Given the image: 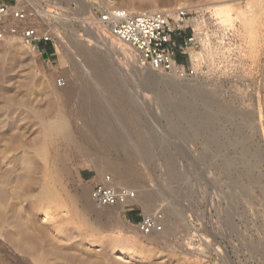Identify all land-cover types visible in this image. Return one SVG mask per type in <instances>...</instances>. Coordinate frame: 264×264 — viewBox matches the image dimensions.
Masks as SVG:
<instances>
[{"label": "rangeland", "instance_id": "rangeland-1", "mask_svg": "<svg viewBox=\"0 0 264 264\" xmlns=\"http://www.w3.org/2000/svg\"><path fill=\"white\" fill-rule=\"evenodd\" d=\"M25 4L33 16L19 23L20 28L32 25L40 32L50 31L54 54L47 59L25 45L19 32L9 30L11 22L0 26V264H264V0L252 5L247 0H25ZM98 5L130 13L201 10L207 47L202 45L187 58L179 56L186 64L195 63L197 74L181 78L154 70L131 49H114L86 35V30H99L84 18ZM102 35L117 40L107 31ZM80 44L106 60V68L99 72L103 76L109 70L110 79L106 75L100 77L105 81L95 79L94 67L86 65L76 49ZM78 75L91 80L87 84L101 98L117 87L112 107L100 102L102 112L113 117L107 129L128 137L130 145L138 137L147 139L153 158L105 150L104 142L96 138L99 120L83 117L75 104L61 99L63 88L73 87ZM220 107H226L230 116ZM174 108L195 113L191 119L197 121L191 124L197 130L177 124L170 116ZM123 112L130 117L122 118ZM208 112L215 115L212 125ZM62 113L66 129L73 133L72 143L71 137L49 133L43 124ZM243 116L249 124L245 128ZM238 129L253 150L263 153L255 170L262 176L258 184L249 181V173L239 171L234 172L236 185L234 176L224 171L230 163H214L220 152L229 155L233 166L241 163L240 150L229 144L238 139ZM210 141L215 142L211 148L206 145ZM91 151L106 163H125L134 172L126 178L96 168ZM168 161H174L176 181L170 182L163 168ZM87 171L92 177L85 176ZM105 174L137 194L150 192L149 205L139 197L131 208H102L103 216L88 210L99 209L91 189L94 179ZM46 180L55 191L49 202L39 199ZM24 192L28 197H22ZM158 209L164 219L162 230L142 232L138 221Z\"/></svg>", "mask_w": 264, "mask_h": 264}, {"label": "built area", "instance_id": "built-area-1", "mask_svg": "<svg viewBox=\"0 0 264 264\" xmlns=\"http://www.w3.org/2000/svg\"><path fill=\"white\" fill-rule=\"evenodd\" d=\"M32 12L25 0H0V26L11 22L9 30L19 32L23 43L41 54L40 43L52 45L50 31L40 32L32 25L19 26V23L33 16ZM202 18L201 10L192 11L187 7L172 11L142 10L130 13L123 8L98 5L87 15L85 22L107 31L127 45L143 64H148L152 69L188 78L196 75L198 68L191 60L186 64L184 58L183 62H179L178 58H187L206 44L203 25L200 24ZM58 83L62 85L63 79ZM93 182L91 198L98 205H124V208H131L136 203L137 192L125 185H117L110 174ZM162 220V211L158 209L151 215L143 216L137 226L144 233L158 232L162 230Z\"/></svg>", "mask_w": 264, "mask_h": 264}, {"label": "bare ground", "instance_id": "bare-ground-1", "mask_svg": "<svg viewBox=\"0 0 264 264\" xmlns=\"http://www.w3.org/2000/svg\"><path fill=\"white\" fill-rule=\"evenodd\" d=\"M250 2L251 1V5H252V1L253 2H256V1H258V0H247V2ZM250 3H248V5H249ZM260 4V3H259ZM82 5V4H81ZM87 5V4H86ZM262 5V4H261ZM247 6V5H246ZM255 6V5H254ZM81 9V8H80ZM130 9H137V8H135L133 5H131V8ZM138 12H139V10H137ZM84 18H86V17H84ZM84 18H82V21L84 20ZM92 29V28H91ZM91 30H86V35H90V36H92V37H95V39L97 40V39H100V40H102L103 41V43H105V44H107V45H109V46H111L112 48H114V49H118V48H120V49H123V50H128V51H131V50H129L130 48H127L126 46H124V43H122L121 41H117V40H115L114 38H112V37H110L109 35H107V36H104V35H102V31L103 30H97V29H95V31H97V32H93L94 31V29H93V31L92 32H90ZM99 32V33H98ZM90 39V38H89ZM66 41V40H65ZM67 42V41H66ZM96 42H98V41H96ZM68 43V42H67ZM102 43V42H101ZM99 44V43H98ZM68 45H69V43H68ZM72 47V46H71ZM78 48H76L77 49V51H78V53L83 57V59L85 60V62L87 63H85L86 65H90L91 67H94L93 69H91V70H95L94 71V73H95V76H96V80H98L100 77H102L103 78V76H107V77H105V79L106 80H108L107 78H109L108 76L110 75V72H109V75H107V73H108V71L109 70H107V73L106 74H104L103 76L101 75V71L100 70H103V68H106V60L103 58V57H99L98 56V54L96 53V51L93 49V48H90L89 46H81V44H80V46H77ZM207 46L205 45V48H206ZM72 49V48H71ZM90 69V68H89ZM86 70V69H85ZM100 71V72H99ZM103 72L104 71H102V74H103ZM165 73H167V72H165ZM171 74V73H170ZM172 75H175V74H172ZM80 75H78V77H79ZM111 76V75H110ZM77 77V80L75 81L76 82V84L73 86V87H66V88H63L64 89V94L63 93H60V96H61V94H62V100H63V103L64 104H69V105H74L75 104V106H76V110H78L79 111V113L81 114V115H83V117H89L90 116V118H92L93 119V121L95 120V119H98L99 121H98V128L96 129V138H98V140H100V141H102V143L104 142V145H105V150H109V151H113V150H116L117 152L116 153H120V154H124V155H126V154H139V155H141L142 157H144V159H147L148 160V158H150V157H152L153 158V151H152V147H151V145H150V142L147 140V139H143L142 137L141 138H139L138 137V140L136 139V140H134L135 141V143H134V145H130L129 143H131V142H128V137L126 138V137H124V135L122 136V135H120L119 133L117 134V132L114 134L113 132H111V130L109 131L107 128L109 127L108 125V122H109V120H111V117L110 116H108L109 114H106L105 112H102L103 110H101V103L100 102H104V103H106V106H108L107 108H110V107H112L111 105H112V103H114L115 101H114V99L117 97V93L115 92L116 90L118 91V89H117V87L115 88V87H111L112 86V84H113V82L111 83L110 82V84H111V86H109V87H111V89L110 90H112L110 93H108L109 91V89H106L107 90V93H108V95H107V97H105V98H103V96H102V98H101V96H100V94L101 93H99V92H96L97 90H95L94 88V90L91 88L90 89V87H92V86H90L89 87V84H87V82H89V81H91V80H88L87 82H86V80L84 79V78H82V76L81 77H79L78 78ZM85 77V76H84ZM112 77V76H111ZM76 79V78H75ZM87 79V78H86ZM105 79H101L100 78V80H102V81H105ZM110 79V78H109ZM112 80H113V78H111ZM93 80V79H92ZM114 80H116V78H114ZM68 81V80H67ZM111 81V80H110ZM73 82V81H72ZM107 82V81H106ZM65 83V82H64ZM108 84V83H107ZM114 85V84H113ZM65 86V85H64ZM117 86V85H116ZM105 88V87H104ZM107 88V87H106ZM102 90V89H101ZM104 90V89H103ZM119 92V91H118ZM99 93V94H98ZM127 95V94H126ZM121 97V96H120ZM198 97V96H197ZM196 97V98H197ZM118 98H119V96H118ZM117 99V98H116ZM164 99H166V98H164ZM120 100V99H119ZM119 100H117V101H119ZM121 100H123V98L121 99ZM125 100V99H124ZM211 101V100H210ZM209 101V102H210ZM102 102V103H103ZM122 102V101H121ZM214 101H212V103H213ZM129 104V103H128ZM209 104V103H208ZM114 105V104H113ZM123 105V104H122ZM211 105V104H210ZM105 106V107H106ZM174 106V105H173ZM213 106V105H212ZM211 106V107H212ZM74 107V106H73ZM123 107V106H122ZM208 107H209V105H208ZM207 107V108H208ZM128 108V107H127ZM138 108V107H137ZM210 108V107H209ZM220 110H222V112L225 114V115H229L230 116V112L226 109V107H220L219 108ZM108 110V109H107ZM210 110V112H211V109H209ZM208 110V111H209ZM77 111V112H78ZM111 111V110H110ZM117 111V110H116ZM123 111H124V109H123ZM75 112V111H74ZM127 112V111H126ZM125 112V113H126ZM103 113H105V114H103ZM109 113V112H108ZM113 113V112H112ZM124 112L123 113H121V117L122 118H125V119H127V118H129L128 117V114H125ZM206 113L207 112H205V115H206ZM209 113V112H208ZM58 115H60V114H57V116ZM127 115V116H126ZM138 115V114H137ZM197 115V114H196ZM204 115V114H203ZM203 115H202V117H203ZM232 115V114H231ZM51 117V118H48V120H46V121H44V119H42V121H44V126H45V129H47L48 130V132L49 133H51V132H56V134H61V137H64V138H66V139H68V138H70L71 137V134H73V133H71V132H68V130L66 129V119H65V115L62 113L61 114V116H58V117H60V118H58V117ZM114 117L116 118V116L114 115ZM205 117V116H204ZM81 118V117H80ZM113 118V117H112ZM206 118H207V121L209 122V123H211V125H212V122L214 121V119H215V115H211V113H209V114H207V116H206ZM74 119V118H73ZM83 119V118H82ZM202 119V118H201ZM217 119V118H216ZM237 119V118H236ZM246 119V118H245ZM245 119H244V116L240 119V120H243L242 122H244V124H241V125H243L244 126V128H245V126H247V125H249L248 124V122L246 123L245 122ZM130 120H132V119H130ZM203 120V119H202ZM87 121V120H86ZM97 121V120H96ZM197 121V120H196ZM238 121V120H237ZM201 122V121H200ZM199 122V123H200ZM214 122H216V121H214ZM241 122V123H242ZM90 123V122H89ZM110 123V122H109ZM207 123V122H206ZM235 123V122H234ZM192 125V124H191ZM196 126V125H195ZM236 126V125H235ZM139 127V126H138ZM240 127H242V126H240ZM243 128V129H244ZM90 129V128H89ZM218 129V128H217ZM241 130H242V128H240ZM240 129H238L239 131V137H238V139H236V140H234L233 138L232 139H230L229 140V144H230V146L231 145H235L237 148H238V150H240L239 152H241V163L240 164H238V165H236V166H233L231 163V158L229 157V155L228 154H220V153H217V155H214V157H216L215 158V162L214 163H216V160H218V161H221V162H223V163H225V164H228V163H230V168L229 167H225V169H224V171L227 173V174H229V176H234V172L235 173H237V172H239V171H241V172H245V173H249V181L250 182H252L253 184H258L259 182H260V178H262V176L261 175H259L258 176V174L256 175V173H255V170L256 169H258L259 167H260V164H261V161H262V152H260L259 150H253V148H252V146H251V144H249L248 143V141L246 140L247 139V137H244L241 133L242 132H240L241 130ZM67 130V131H66ZM243 131V130H242ZM47 132V131H46ZM237 134V135H238ZM139 136V135H138ZM145 136V135H144ZM246 136V135H245ZM100 137V138H99ZM237 138V137H236ZM74 139V138H73ZM229 139V138H228ZM70 140V139H69ZM75 140V139H74ZM214 140V139H213ZM67 141V140H66ZM132 141V140H131ZM213 142L214 141H210V143H208V144H206L207 145V147H209V148H211V147H213ZM215 142H217L216 140H215ZM214 142V143H215ZM71 143H72V137H71ZM21 144V143H20ZM64 144V143H63ZM75 144H77V143H75ZM74 144V145H75ZM100 144V143H99ZM139 144L142 146V150H141V148L139 149ZM228 144V143H227ZM18 145V144H17ZM70 145V144H69ZM73 145V147H75ZM206 145H205V147H206ZM217 144H215V146H216ZM226 145V144H225ZM79 146V145H78ZM78 146L77 147H75V148H78ZM137 146V147H136ZM72 147V146H71ZM101 147V146H100ZM217 147V146H216ZM232 147V146H231ZM68 148V147H67ZM219 148V147H218ZM40 150V149H39ZM206 150V149H205ZM209 150V149H208ZM215 151V150H214ZM210 152V151H209ZM89 153V152H88ZM99 153V152H98ZM95 154V153H94ZM214 154V153H213ZM90 155H92V151L90 152ZM138 155V156H139ZM140 156V157H141ZM209 158H211V159H214L213 158V156L211 157V156H208ZM208 157H206V158H208ZM104 158V157H103ZM103 158H101V157H99V155H92V159H93V162H94V164H95V166H96V168H99V169H107L108 171H110V172H113L114 174H117V175H123V176H125L126 178L128 177H130V175H131V173H133L134 172V170H132L128 165H126L125 163L123 164V163H116V162H111V163H106V162H104V160H103ZM106 160V159H105ZM171 160V159H170ZM208 160V159H207ZM250 160H254L253 162H251ZM239 161H240V159H239ZM165 162V161H164ZM174 162V161H173ZM172 161H168L167 163V165H165V164H163V165H165V167H163L164 168V170H165V172H166V174H167V176H168V178H169V181L170 182H172L173 180L174 181H176L175 180V178H177V176H179L178 175V172L176 171V169H175V166H174V163H173ZM175 162H176V160H175ZM218 163V162H217ZM52 164V163H51ZM121 164V165H120ZM29 165V164H28ZM32 165V164H31ZM46 166V165H45ZM55 166V165H54ZM233 166V167H232ZM257 166H259L258 168H257ZM51 167V166H50ZM49 168V167H48ZM53 168H55V167H53ZM57 168H59V167H57ZM179 168V167H178ZM51 169V168H50ZM34 170V169H33ZM52 170V169H51ZM62 170V169H61ZM49 171V170H48ZM53 172V174L55 173L54 171H52ZM51 172V173H52ZM224 172V173H225ZM35 173V172H34ZM57 173V172H56ZM136 173V172H135ZM134 173V174H135ZM240 173V172H239ZM255 173V174H254ZM48 175L49 176H52V174H50V172H48ZM55 175V174H54ZM134 176V175H133ZM242 176V175H241ZM56 177V176H55ZM50 179H51V177H49ZM113 178V177H112ZM131 178H133V177H131ZM48 180V179H47ZM47 180L45 181L46 183H43L42 182V184H44V185H41L40 187H41V189H40V195L37 193L36 195H37V197H38V195H39V199H41L42 201H48L49 202V200H51L52 198L53 199H55V197H53V193H55V191H54V189L52 190V188L53 187H51V185H50V182H47ZM177 180H178V178H177ZM238 178H236L235 176H234V182H235V184L237 185V183H239L238 181ZM113 181L117 184V185H121V183H118L117 181H115L114 180V178H113ZM126 186V185H125ZM30 191V190H29ZM54 191V192H53ZM30 193V192H29ZM32 193V192H31ZM150 193V192H149ZM149 193L148 192H144V193H142V192H140V193H138L137 194V196H136V200H137V202L140 200L139 199V197L140 198H142V201L144 200V205L146 206L148 203H149V197H150V195H149ZM178 193V192H177ZM22 195V197L25 195V192H24V194H21ZM29 195H31V194H29ZM33 196L35 195V194H32ZM26 197H28V195H25ZM55 196V195H54ZM26 197L24 198V200H26ZM30 199H31V197H29ZM28 198V199H29ZM34 198V197H33ZM35 198H36V196H35ZM151 198V197H150ZM33 200V199H32ZM31 200V201H32ZM35 200V199H34ZM38 200V199H37ZM36 200V201H37ZM41 200H40V202H41ZM32 202H34V201H32ZM136 202V203H137ZM141 203V202H140ZM146 203V204H145ZM143 204V203H142ZM35 205V204H34ZM149 205V204H148ZM121 206V210H122V208H124V205H120ZM105 207H108V206H103V205H100L99 206V209H92V208H88V210L90 209V211H92V212H94V213H96L97 215H99V216H103V215H106L101 209L102 208H105ZM111 207H113V206H111ZM115 207V206H114ZM109 209V208H108ZM168 212V211H167ZM113 214V213H112ZM175 213H174V211H169V218H173V215H174ZM148 215H151V214H148ZM165 215V214H164ZM168 216H167V218H168ZM109 220V219H108ZM115 220V219H114ZM164 220V219H163ZM170 220V219H169ZM171 221V220H170ZM166 224V223H165ZM113 226V225H112ZM111 227V226H110ZM170 227V226H169ZM159 235V234H158ZM157 235V236H158ZM161 237H162V235H161ZM151 239V238H150ZM132 240V239H131ZM136 241H138V240H136ZM127 249V248H126ZM130 250V249H129ZM128 251V250H127Z\"/></svg>", "mask_w": 264, "mask_h": 264}, {"label": "water", "instance_id": "water-1", "mask_svg": "<svg viewBox=\"0 0 264 264\" xmlns=\"http://www.w3.org/2000/svg\"><path fill=\"white\" fill-rule=\"evenodd\" d=\"M173 114L170 115L174 118L175 122H177V124L179 125H185V126H189V128L191 130H197L196 127L192 126L191 123L196 121L194 119H191V114L195 115V113H190L189 111L185 110V109H173Z\"/></svg>", "mask_w": 264, "mask_h": 264}, {"label": "crops", "instance_id": "crops-1", "mask_svg": "<svg viewBox=\"0 0 264 264\" xmlns=\"http://www.w3.org/2000/svg\"><path fill=\"white\" fill-rule=\"evenodd\" d=\"M46 44L50 45L51 48L50 49H46L45 48ZM39 48L41 49L42 56H44L47 59L50 58L54 54V47L50 43H40L39 44ZM85 176L87 178H90V177H92V173L87 171V172H85Z\"/></svg>", "mask_w": 264, "mask_h": 264}, {"label": "trees", "instance_id": "trees-1", "mask_svg": "<svg viewBox=\"0 0 264 264\" xmlns=\"http://www.w3.org/2000/svg\"><path fill=\"white\" fill-rule=\"evenodd\" d=\"M45 48H46V49H50L51 46L48 45V44H46V45H45ZM178 61H179V62H183V58H180V57H179V58H178ZM129 218L135 219L133 216H130Z\"/></svg>", "mask_w": 264, "mask_h": 264}]
</instances>
